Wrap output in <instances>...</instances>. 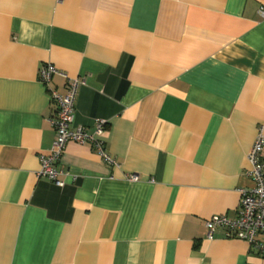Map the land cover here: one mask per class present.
Here are the masks:
<instances>
[{"label": "crops", "instance_id": "obj_1", "mask_svg": "<svg viewBox=\"0 0 264 264\" xmlns=\"http://www.w3.org/2000/svg\"><path fill=\"white\" fill-rule=\"evenodd\" d=\"M264 0H0V264H264L205 222L238 214L264 125ZM85 80L63 186L41 176L56 104ZM50 86L64 93L67 78ZM137 174L139 179H128Z\"/></svg>", "mask_w": 264, "mask_h": 264}, {"label": "built area", "instance_id": "obj_2", "mask_svg": "<svg viewBox=\"0 0 264 264\" xmlns=\"http://www.w3.org/2000/svg\"><path fill=\"white\" fill-rule=\"evenodd\" d=\"M259 14L264 18V6L259 8ZM60 73L67 78L64 93L50 86L54 74ZM41 82L49 85L52 100L56 104V113L51 119L56 136L48 154H40L41 169L39 174L63 186L60 175L68 174L59 168L57 163L65 152L68 142L81 144L91 143L105 161L117 165L116 159L106 152L104 142L100 138L104 132L106 120L97 119L94 132H89L84 126H73L75 117V101L79 87L85 83L81 77H70L52 64H45L39 70ZM251 168L247 175L254 180V186L241 189V200L238 214L230 217L227 214H216L205 222L207 237L212 238L216 229L224 228L226 237L244 240L255 247L264 256V125H260L254 141L247 154ZM129 180L139 179L137 174H129Z\"/></svg>", "mask_w": 264, "mask_h": 264}]
</instances>
